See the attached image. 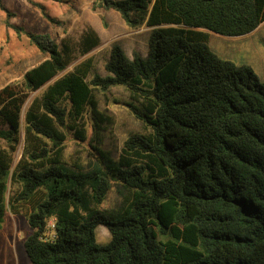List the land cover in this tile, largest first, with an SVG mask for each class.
<instances>
[{"label": "trees", "instance_id": "trees-1", "mask_svg": "<svg viewBox=\"0 0 264 264\" xmlns=\"http://www.w3.org/2000/svg\"><path fill=\"white\" fill-rule=\"evenodd\" d=\"M93 9L149 28L147 55L129 59L113 44L105 76L91 57L67 71L97 34L57 45L11 24L0 0L6 27L47 55L0 89V228L8 212L25 218L28 264H264V82L208 46L209 32L255 31L264 0H95ZM112 88L125 90L145 132L116 160L93 147L88 170L68 165V132L84 141L87 118L102 132L110 118L95 92ZM112 189L116 209L99 210Z\"/></svg>", "mask_w": 264, "mask_h": 264}, {"label": "rangeland", "instance_id": "rangeland-1", "mask_svg": "<svg viewBox=\"0 0 264 264\" xmlns=\"http://www.w3.org/2000/svg\"><path fill=\"white\" fill-rule=\"evenodd\" d=\"M95 0H2L4 6L13 14L10 23L22 27L26 32L48 34L57 45L69 40L74 47L83 34L89 30L99 37V45L87 55L75 58L74 64L89 57L94 62V72L105 76L104 64L113 44L121 47L131 59L134 54L145 57L148 51L150 29L142 26L129 28L120 15L113 10L93 9ZM44 8L50 22L36 7ZM6 15L0 11V89L8 84L19 83L24 73L47 58L32 45L25 35L18 36L5 25ZM209 48L221 59L236 65L249 66L260 82H264V22L252 33L240 37H227L209 32ZM46 88L42 87L31 94L29 101ZM99 111L110 118V124L102 132L95 134L89 118L85 120V140L80 141L69 131L65 142L63 161L68 165L78 164L88 170L95 164L93 147L108 152L118 159L123 142L131 135L145 132L143 125L134 118L128 104L130 100L122 88H112L106 93L95 92ZM28 101V103H29ZM27 105V104H26ZM118 197L112 189L105 202L97 206L101 211L116 209ZM29 232L28 224L22 215L6 213L0 228V264H28L23 248L24 239ZM110 241L107 230L96 229V242L106 245Z\"/></svg>", "mask_w": 264, "mask_h": 264}, {"label": "built area", "instance_id": "built-area-1", "mask_svg": "<svg viewBox=\"0 0 264 264\" xmlns=\"http://www.w3.org/2000/svg\"><path fill=\"white\" fill-rule=\"evenodd\" d=\"M47 227L49 228V230H51V229L54 227V222H53V220H50V221L48 222Z\"/></svg>", "mask_w": 264, "mask_h": 264}]
</instances>
